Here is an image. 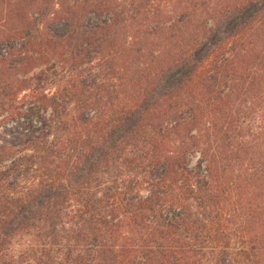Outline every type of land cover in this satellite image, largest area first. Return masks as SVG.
Returning a JSON list of instances; mask_svg holds the SVG:
<instances>
[{
    "label": "trees",
    "instance_id": "16d2710c",
    "mask_svg": "<svg viewBox=\"0 0 264 264\" xmlns=\"http://www.w3.org/2000/svg\"><path fill=\"white\" fill-rule=\"evenodd\" d=\"M259 98L264 0H0V129L50 111L0 135V252L264 264V138L229 139Z\"/></svg>",
    "mask_w": 264,
    "mask_h": 264
},
{
    "label": "rangeland",
    "instance_id": "374dc122",
    "mask_svg": "<svg viewBox=\"0 0 264 264\" xmlns=\"http://www.w3.org/2000/svg\"><path fill=\"white\" fill-rule=\"evenodd\" d=\"M171 12V10L169 9ZM173 13V12H172ZM42 68L35 69L33 72H30L28 74V77L33 76L34 74L39 73V71ZM21 99L23 97V93L21 95H18ZM258 107L260 110H251L247 109L244 112L249 115L247 119H245L244 123L241 124V127L238 131H230L229 132V139H231L232 142L238 143L239 141L241 145H246L248 143L252 142V139H258L262 140L264 135V98L258 99ZM28 106H23L21 113H24V116H22L21 120L16 121V123L9 124L8 126H4L0 129V135H2V132L4 129H9L12 131L17 132V134H21V137L23 135H29V129L28 126H32L33 130H40L42 128L43 124V118H48L50 116V111H47L46 113H43L41 108L36 110L31 115H27ZM74 111V105H69V112L73 114ZM26 114V116H25ZM43 117V118H41ZM31 129V128H30ZM241 133V134H240ZM203 137V133L200 136V138ZM204 142H207L205 138H202ZM213 142V146L217 147V144L219 145V141H215L214 139H210ZM204 146V145H201ZM232 150V148H230ZM30 152L27 151L26 155H29ZM199 154H195L193 157H191V167H193L196 162L199 160ZM252 157V156H251ZM249 162V161H248ZM250 163H248L244 169L247 170V172L250 174H253V169L249 168ZM255 171V170H254ZM147 177V176H146ZM145 174L143 175L140 173L136 177L133 175L132 179H134L135 182H142L143 179L146 178ZM145 184H142L138 191L140 192V196H145ZM43 233V231H40L38 229H31L28 233L27 232H21L19 233L15 238H13L9 245L5 246V249L0 252V264H36L38 260L39 252L42 251L41 249V240L39 238L40 234Z\"/></svg>",
    "mask_w": 264,
    "mask_h": 264
}]
</instances>
